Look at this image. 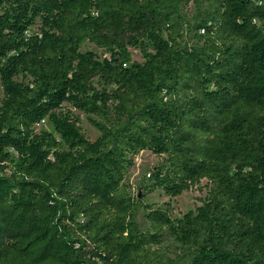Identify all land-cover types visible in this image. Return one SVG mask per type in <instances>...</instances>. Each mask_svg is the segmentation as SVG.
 I'll return each mask as SVG.
<instances>
[{
  "label": "trees",
  "instance_id": "16d2710c",
  "mask_svg": "<svg viewBox=\"0 0 264 264\" xmlns=\"http://www.w3.org/2000/svg\"><path fill=\"white\" fill-rule=\"evenodd\" d=\"M0 83V264H264V0H0Z\"/></svg>",
  "mask_w": 264,
  "mask_h": 264
},
{
  "label": "rangeland",
  "instance_id": "374dc122",
  "mask_svg": "<svg viewBox=\"0 0 264 264\" xmlns=\"http://www.w3.org/2000/svg\"><path fill=\"white\" fill-rule=\"evenodd\" d=\"M194 8L190 5L185 9V13L192 15ZM93 51L98 54L101 59H105L109 55L101 49H98L96 46L86 43L82 51ZM152 51V50H151ZM132 60L137 63H144L145 59L140 50L130 49ZM0 96L2 97V87L0 83ZM72 113L76 116H79L81 119V126L86 136L91 141H96L100 136V133L91 125L88 120V116L74 109H70ZM41 131H53V127L48 122H42L36 128V132L40 133ZM163 158L157 157L156 155L144 151L141 152L138 156L135 157V165L128 172V185L130 192L138 196L140 191L144 189V192H147L146 196H141V199L145 204H154L156 206H168L173 208V215L178 218H183V216L189 212H196L200 207H202L207 200V188L206 181H203L201 186L196 187L190 191H186L182 196L171 199L166 196L164 192L160 189L151 188L150 182L148 181L150 173L158 167ZM154 189V190H153ZM170 204V205H169ZM144 211L141 212V222L143 225H146L145 220L143 219Z\"/></svg>",
  "mask_w": 264,
  "mask_h": 264
},
{
  "label": "built area",
  "instance_id": "2783aa9c",
  "mask_svg": "<svg viewBox=\"0 0 264 264\" xmlns=\"http://www.w3.org/2000/svg\"><path fill=\"white\" fill-rule=\"evenodd\" d=\"M150 176V175H149Z\"/></svg>",
  "mask_w": 264,
  "mask_h": 264
}]
</instances>
